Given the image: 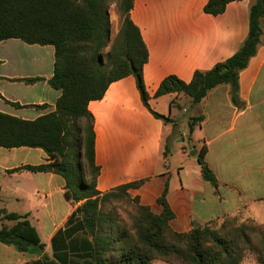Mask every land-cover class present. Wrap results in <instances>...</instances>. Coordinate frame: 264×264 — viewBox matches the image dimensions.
I'll return each mask as SVG.
<instances>
[{"label":"crops","instance_id":"crops-1","mask_svg":"<svg viewBox=\"0 0 264 264\" xmlns=\"http://www.w3.org/2000/svg\"><path fill=\"white\" fill-rule=\"evenodd\" d=\"M253 1H231L219 14L205 11L209 0L134 1L131 17L149 50L143 70L149 103L169 121L145 105L133 75L112 82L102 99L89 102L101 193L145 180L130 193L161 213L158 198L168 183L167 201L175 213L170 224L178 232L189 231L193 221L205 224L228 214L264 222V34L239 74L236 102L229 84L216 86L196 104L176 92L156 96L168 75L189 82L197 70L207 71L234 55L249 34ZM112 19L114 38L120 29L116 6ZM54 63V45L29 44L20 38L0 41V111L36 119L56 110L62 91L49 83ZM34 77L43 79L21 80ZM44 104L45 108L37 106ZM195 115L205 118L189 138V120ZM175 124L184 130L180 132L189 149L180 144V157L171 154L175 160L165 161V134ZM203 146L219 180L218 190L203 178L197 157ZM193 148L197 153L187 156ZM7 149L0 146V226L15 223L4 217L5 212L28 214L45 246L21 251L0 241V264H92V236L83 225L82 202L67 197L65 178L50 171L11 172L22 165L46 163L48 154L28 146Z\"/></svg>","mask_w":264,"mask_h":264},{"label":"trees","instance_id":"trees-1","mask_svg":"<svg viewBox=\"0 0 264 264\" xmlns=\"http://www.w3.org/2000/svg\"><path fill=\"white\" fill-rule=\"evenodd\" d=\"M135 0H0V41L20 38L29 44L55 47L53 88L62 91L56 110L36 119H23L0 111V146L42 148L49 161L26 164L20 170L50 171L66 180V194L73 202H82L79 211L83 225L92 236L89 256L92 264H242L247 252H253L264 264V222L254 217L228 214L208 223L193 221L187 232H178L170 224L175 213L167 201L169 184L158 198L163 207L155 213L151 206L133 197L131 188L145 180L134 181L101 193L97 188L100 167L96 163L95 117L89 109L91 100L102 99L110 84L125 76L137 80L145 105L155 111L144 81V66L149 50L141 29L133 21ZM234 0H209L205 11L223 12ZM119 13L120 29L112 37V10ZM264 34V0H254L250 8V31L240 49L207 71L197 70L191 81L168 75L156 96L185 94L194 104L221 84L231 85L237 101L239 74L256 54ZM43 77L21 79L36 82ZM13 104L21 106L18 102ZM176 101H172V106ZM45 108L46 105H37ZM195 115L189 120V138L195 126L204 120ZM171 122H174L170 118ZM166 143L164 158L171 152ZM203 178L218 190L219 180L206 160V148L197 153ZM129 199L134 206L130 221L119 214L117 201ZM14 220L12 226H0V241L14 244L21 251L43 249L40 233L28 214L5 212ZM47 264H55L47 262Z\"/></svg>","mask_w":264,"mask_h":264},{"label":"rangeland","instance_id":"rangeland-1","mask_svg":"<svg viewBox=\"0 0 264 264\" xmlns=\"http://www.w3.org/2000/svg\"><path fill=\"white\" fill-rule=\"evenodd\" d=\"M188 116V115H187ZM180 128V129H179ZM181 131H184L183 129H181V127H179L178 124H175L172 126V130L171 132H166L165 134V143H170V148H171V152L170 154L168 155V157L171 155V154H174L175 157H180L179 155H181V149L179 148V145L180 144H183L185 145L186 148H188L189 144H188V141L186 139V137L180 132ZM178 138H182L184 140V138L186 139V142H180L178 141L177 139ZM166 145V144H165ZM189 149V148H188ZM9 150V149H7ZM165 150V149H164ZM15 154L17 156H19L21 153L19 151L15 152ZM187 156H191V150H188V153L186 154ZM167 157V158H168ZM167 158H165V161H167ZM171 158L172 160H175L174 157H169ZM32 161V160H31ZM28 204V202H27ZM29 205V204H28ZM16 208H21V204H17L15 203L14 205ZM24 207L26 205H23ZM117 206L119 207V214L120 216L125 220V221H130V211H134V206H133V203L127 199V198H123V199H119L117 201ZM152 209V207H151ZM153 210V209H152ZM154 211V210H153ZM155 212V211H154ZM156 213V212H155ZM241 218H245V216H242L240 215ZM153 264H167L166 262H164L163 260H154L153 261ZM169 264V263H168ZM242 264H260L257 262L256 258H255V255L253 252H247L246 254V257L244 258Z\"/></svg>","mask_w":264,"mask_h":264},{"label":"water","instance_id":"water-1","mask_svg":"<svg viewBox=\"0 0 264 264\" xmlns=\"http://www.w3.org/2000/svg\"><path fill=\"white\" fill-rule=\"evenodd\" d=\"M168 121H169V119H168ZM196 153H197V149H196V148H193L192 151H191V154L194 155V154H196Z\"/></svg>","mask_w":264,"mask_h":264}]
</instances>
